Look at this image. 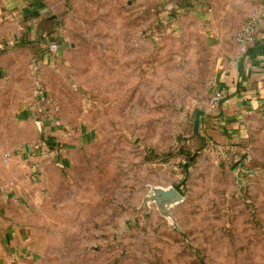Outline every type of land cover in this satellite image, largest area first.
I'll return each instance as SVG.
<instances>
[{"label": "rangeland", "instance_id": "1", "mask_svg": "<svg viewBox=\"0 0 264 264\" xmlns=\"http://www.w3.org/2000/svg\"><path fill=\"white\" fill-rule=\"evenodd\" d=\"M190 1L40 0L51 53L4 40L19 0H0V167L29 71L73 144L33 179V264H264V106L231 144L193 132L249 15Z\"/></svg>", "mask_w": 264, "mask_h": 264}, {"label": "crops", "instance_id": "2", "mask_svg": "<svg viewBox=\"0 0 264 264\" xmlns=\"http://www.w3.org/2000/svg\"><path fill=\"white\" fill-rule=\"evenodd\" d=\"M39 1L19 0V3L10 4L14 6L12 8H18L15 12L19 14L14 18L16 21L9 24L14 26L13 29L9 26L2 30L5 41L22 40L32 49L44 46L45 37L41 36H45L56 19L45 14L48 2L44 5ZM190 2L202 7L209 6L210 2L216 5V0ZM222 8L226 10L222 20L225 26L231 21L237 26L248 15L254 17L256 38L245 53L241 54L236 47L235 53L225 58L212 88V91L219 90L222 97L199 127L206 142L221 146L242 136L247 115L264 106V0H223ZM2 64L0 57V66ZM33 78V71H29L17 80L15 104L22 121L19 131L13 133L14 144L6 145L4 163L0 167V264H33L32 260L24 257L30 234L27 225L22 224L23 216L26 219L33 206V179H37L41 169L48 166L65 168L70 160L68 153L73 147L70 131L63 128L66 124L56 111L55 120H44V130L53 144L60 145L62 155L52 148L37 149L40 140L37 119L43 114L40 105L45 100L50 101V95L45 89L38 91V82Z\"/></svg>", "mask_w": 264, "mask_h": 264}, {"label": "built area", "instance_id": "3", "mask_svg": "<svg viewBox=\"0 0 264 264\" xmlns=\"http://www.w3.org/2000/svg\"><path fill=\"white\" fill-rule=\"evenodd\" d=\"M255 23L256 20L254 17H248L246 21L240 26V28L235 33V42L237 45L238 51L243 54L246 52L249 44L253 43L256 36H255ZM44 42V48L48 52H57L59 49V45L57 42L51 39H45ZM222 95L219 90H213L211 94L209 95V101H208V110L211 112L213 111L219 100L221 99ZM41 112L43 113L42 116H39L37 119V125L39 128L40 133V140L38 142L37 149H42L45 147L46 149H53V151L57 154H61V147L60 145L53 144L51 140L48 139V137L45 136V122L44 120L52 119L51 121L55 120V114L57 111V106L54 105L51 101H43L41 103Z\"/></svg>", "mask_w": 264, "mask_h": 264}, {"label": "water", "instance_id": "4", "mask_svg": "<svg viewBox=\"0 0 264 264\" xmlns=\"http://www.w3.org/2000/svg\"><path fill=\"white\" fill-rule=\"evenodd\" d=\"M202 115H203L202 112L196 113V118L193 122V132L199 137H200V133H199V129H198L199 128V121H200L199 117Z\"/></svg>", "mask_w": 264, "mask_h": 264}]
</instances>
